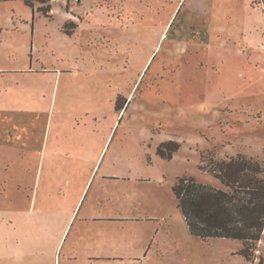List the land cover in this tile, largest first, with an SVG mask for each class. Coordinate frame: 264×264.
I'll list each match as a JSON object with an SVG mask.
<instances>
[{"label":"rangeland","instance_id":"1","mask_svg":"<svg viewBox=\"0 0 264 264\" xmlns=\"http://www.w3.org/2000/svg\"><path fill=\"white\" fill-rule=\"evenodd\" d=\"M51 6L0 0V264H247L240 241L190 234L173 186L221 187L201 169L212 158L264 167V0ZM167 139L180 144L173 160L157 153ZM64 164L87 167L49 183L46 167ZM89 177L55 251L35 212H72ZM99 215L138 219L93 235L119 260L82 259L84 219ZM255 253L264 264V236Z\"/></svg>","mask_w":264,"mask_h":264},{"label":"trees","instance_id":"2","mask_svg":"<svg viewBox=\"0 0 264 264\" xmlns=\"http://www.w3.org/2000/svg\"><path fill=\"white\" fill-rule=\"evenodd\" d=\"M22 1L31 8L38 3V11L45 16L52 10L53 0ZM115 109L122 111L124 105L117 101ZM179 149L178 142L167 141L159 145L157 153L172 160ZM201 169L218 180L221 187L200 183L192 176L178 178L173 186L190 234L204 241H240L242 249L238 254L247 264H255V249L264 236V167L257 160L239 155L226 160L212 158Z\"/></svg>","mask_w":264,"mask_h":264},{"label":"crops","instance_id":"3","mask_svg":"<svg viewBox=\"0 0 264 264\" xmlns=\"http://www.w3.org/2000/svg\"><path fill=\"white\" fill-rule=\"evenodd\" d=\"M53 12V10H52ZM167 141H174L172 139H167L166 141H161L159 142L160 144L163 142H167ZM177 142V141H175ZM42 152V150L40 151H35V154L40 155ZM102 154V153H101ZM101 154H99L98 156V160L101 157ZM176 155V154H175ZM174 158V157H173ZM173 160V159H172ZM87 165H83V166H70L68 167L67 164L64 165H49L46 167L45 171L46 173H50V176L46 177V180L50 182H56V180H61L62 184L64 186L68 185L70 186L72 184L71 179H73V177H70L69 173L70 172H75V173H79L81 171H83V168H86ZM97 164L95 165L94 169H96ZM44 171V169H43ZM46 174V175H47ZM78 178V177H77ZM91 177H89L87 179V182L84 183V185L81 187L80 192H75L74 194L76 195L77 193V200H75V207L74 210L72 212H69L67 210H62V211H46V212H35L36 215L38 216H42L43 219L52 222L50 225L54 227V229L52 230V234L54 236V238H50V246H53V249H55V251H58L60 245L63 242V239L66 235V232L68 230L69 227V220L71 221L72 218L74 217L76 210L81 202L82 196L88 186V184L90 183ZM62 190H60L61 193ZM61 195V194H58ZM53 196V192H51V194L49 195V197ZM184 218V217H183ZM134 220H138L137 218H130L129 216L125 215V216H112V215H99V216H92V217H88L86 219H84L85 224V228H88L87 230L90 231V237L88 238H84L85 239V245H84V252H83V256L82 259L89 261L91 263H94L96 261H100V260H119L120 256L116 255H111L109 254L112 249H114L115 244L112 243V239L111 241H107V242H101V238L97 236L93 237L95 231L98 232V230H102L104 229V225L109 226V228H111L112 224H127V223H131ZM185 220V219H184ZM45 222V223H46ZM90 228V230H89ZM188 228V227H187ZM54 231V232H53ZM32 232V231H31ZM39 232H41V230H39ZM42 233V232H41ZM27 237V236H26ZM5 242L6 247H10L14 244V241H17L16 238L14 239H10V238H6L3 240ZM30 245H31V249L32 248H36L38 247L40 244H34L33 243V239L30 238ZM29 242V241H28ZM66 242V241H65ZM35 243H37V240L35 241ZM116 243V242H115ZM16 245L12 246L13 248ZM133 245H129L126 246L122 243L121 246H117V249H120L121 251H128L132 253L133 250ZM88 252V253H87ZM87 253V254H86ZM88 255V256H87Z\"/></svg>","mask_w":264,"mask_h":264}]
</instances>
